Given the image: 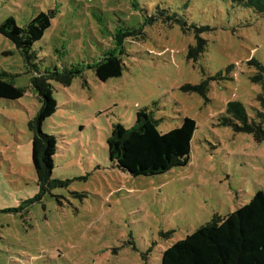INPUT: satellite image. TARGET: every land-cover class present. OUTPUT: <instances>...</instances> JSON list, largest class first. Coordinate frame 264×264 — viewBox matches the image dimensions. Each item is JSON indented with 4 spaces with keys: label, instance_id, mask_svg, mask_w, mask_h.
Listing matches in <instances>:
<instances>
[{
    "label": "rangeland",
    "instance_id": "obj_1",
    "mask_svg": "<svg viewBox=\"0 0 264 264\" xmlns=\"http://www.w3.org/2000/svg\"><path fill=\"white\" fill-rule=\"evenodd\" d=\"M40 11L54 15L32 46L34 63L81 74L66 86L51 81L57 108L42 130L57 148L53 182L38 194L27 127L40 107L35 73L0 35V71L24 89L0 98V264H160L172 243L264 191V140L218 119L229 101L251 116L259 108L249 62L264 66V15L239 0H0V22L22 26ZM118 29L131 31L124 69L100 81L88 65L113 52ZM197 38L206 47L194 62L187 51ZM206 78L205 96L182 89ZM145 107L162 132L195 121L186 165L133 177L109 160L112 125L132 126Z\"/></svg>",
    "mask_w": 264,
    "mask_h": 264
},
{
    "label": "trees",
    "instance_id": "obj_2",
    "mask_svg": "<svg viewBox=\"0 0 264 264\" xmlns=\"http://www.w3.org/2000/svg\"><path fill=\"white\" fill-rule=\"evenodd\" d=\"M255 13L264 15V0H239ZM53 11H40L26 24L20 26L13 16L0 22V35L9 39L21 53L24 61L34 70L31 84L40 101L36 114L28 121L27 127L32 134L31 161L36 176L38 194L52 184L51 174L56 140L52 134L42 130L44 120L57 108L51 81L63 86L69 85L73 78L81 74L78 65L71 68H44L36 66L33 59L36 52L32 46L39 41L51 26ZM120 31V33H119ZM131 31L117 30L113 36V52H104L93 63V69L100 81H106L122 74L124 63V37ZM206 47L205 40L197 38L188 47L187 58L197 61ZM257 71L251 80L262 85L256 96L259 108L251 116L240 101H229L224 112L218 117L220 124L230 126L235 132L251 134L256 142L264 140V66L255 59ZM231 69L227 67V70ZM211 79V78H210ZM209 78L199 84H184V91L196 92L205 96ZM24 89L17 87L13 75L0 71V98L17 100ZM157 120L148 108L135 111L134 123L125 127L115 123L106 139L109 160L133 177L154 176L165 173L173 167L187 164L191 140L196 128L195 121L183 117L181 124L166 132L157 128ZM160 264H264V191L257 190L248 202L238 206L225 216L213 215L209 221L197 227L183 239L177 240L164 249Z\"/></svg>",
    "mask_w": 264,
    "mask_h": 264
}]
</instances>
